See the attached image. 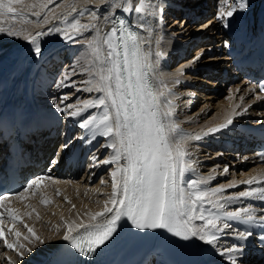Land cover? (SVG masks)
<instances>
[{"label": "snow or ice", "instance_id": "obj_1", "mask_svg": "<svg viewBox=\"0 0 264 264\" xmlns=\"http://www.w3.org/2000/svg\"><path fill=\"white\" fill-rule=\"evenodd\" d=\"M54 4L59 6L57 0H46L41 4L0 0V34L12 38L22 36L37 58L42 55L43 39L49 35H59L65 42L77 43L87 49L84 62L77 61L79 73L73 65L70 72L62 74L56 87L73 88L77 93L91 95L85 99L76 97L75 104L70 102L69 93L53 96L50 107L65 119L75 120L90 137L88 143L97 137L105 138L100 147L110 151L104 159L94 156L93 166L114 167L110 172L111 192L103 201L101 210L85 213L86 219L78 215V222L73 220L64 225L66 231L62 240L67 242L72 252L87 258V264H91V258L115 242L122 220L139 232L163 231L175 240L211 251L221 258L223 264H243L250 241L254 240L264 249L262 180L253 177L209 188L207 185L215 179L213 175L185 179L189 172L196 171L190 162L189 141H200L207 135L229 128L234 117L246 114L251 105L242 111H234L226 123L209 128L203 135L191 136L183 132L175 120L176 109L170 98L173 92L158 72L167 53L162 47L164 36L156 32L154 26L163 29L166 23V0H99L100 7L105 9L102 16L99 9L77 12L75 5H68L70 12L56 13L49 8ZM249 7V0H217L214 19L222 27L230 28L232 22L239 15L246 14ZM22 9L33 10L38 27L42 28L44 24L51 26L34 34L14 24L3 26L6 19L23 18ZM86 12L90 20L81 23L79 17ZM118 12L131 19L127 23L124 19H117ZM52 21H61L63 27L52 24ZM142 33H147V36ZM153 39L155 50L152 48ZM225 46H229L227 42ZM202 56L203 53H199L189 61V66ZM177 71L183 75V69ZM77 75L86 76L79 82L83 87L73 79ZM175 83L179 84L180 80H175ZM257 89L264 93V82L254 84L248 92H256ZM239 91L241 89L237 88L236 92ZM240 99L244 100V97ZM256 99L264 100V96L257 95ZM93 109L95 111L90 112ZM62 147L67 148L68 145ZM256 155L264 161V151ZM52 163H58V160ZM228 171L225 166L224 174ZM45 180H53V177L42 173L14 192H0V240L5 249L17 257L16 260L5 257L0 264H23L26 257L35 251L28 245L51 243L22 221V217L30 216L35 208L32 212L20 213L9 202V197L23 201L27 194L35 195ZM239 183L247 185L246 190L223 195L228 188H235ZM245 200L259 203L245 205ZM238 201L241 206L230 208ZM40 203L47 205L50 201L42 198ZM5 217L9 222L7 231L15 237L13 240L6 238ZM17 223H23L27 235L14 230ZM234 224L245 227L237 228ZM21 239L26 243H21Z\"/></svg>", "mask_w": 264, "mask_h": 264}, {"label": "bare ground", "instance_id": "obj_2", "mask_svg": "<svg viewBox=\"0 0 264 264\" xmlns=\"http://www.w3.org/2000/svg\"><path fill=\"white\" fill-rule=\"evenodd\" d=\"M25 3L41 4L46 3V0H25ZM249 3L248 11L250 15L258 13L259 17L264 16V0H249ZM57 4L59 5L58 7L55 4L49 5V8L56 13L70 12L71 9L68 5H75L77 12L81 9H99L101 16L103 11H105V9L100 7L99 0H57ZM183 5L182 0H166V23L163 29L159 26H154L155 31L161 32L164 36L162 47L167 53L161 62L158 72L173 92V96L170 98L173 100L176 109L175 120L179 123L180 128L184 133L191 136L203 135L207 127L223 121L226 116H232L234 111H242L248 105H251V107L248 108L247 114H261L260 110L262 108L264 110V105L261 104L259 110L254 111L257 109L255 102L261 100L256 99L257 95H259L258 92H248V89L252 87L248 82L239 78L235 79L234 83L229 82L226 85L221 81L216 82V77L221 73V67L225 69L227 75L233 76L231 70L226 68L225 57L219 54L221 50L220 43L224 38V27L214 19V13L217 11V0H208L207 3L200 4L204 7V11H208L207 9L211 8L209 7L210 5L216 6V10L210 9L208 14L193 21L183 14V8L184 10L188 8L187 5ZM35 10L38 11L39 9ZM22 11L24 12L23 18L6 19L3 21V26L8 27L9 24H14L17 28H26L33 34L36 31L46 30L47 27L51 26L44 24L42 28L38 27L36 17L32 15L33 10L22 9ZM51 14L49 12L50 16ZM76 14L72 13V15ZM175 15L177 17L172 18ZM177 18L181 19V22ZM237 18L234 21H237ZM247 18L249 19L248 16H242V20L239 22L244 23ZM79 19L81 23H88L90 17L86 12ZM206 20L211 21V24L207 25V27H202ZM52 24L63 27L61 21H52ZM85 35H88V33ZM142 35L147 36V33H142ZM23 42L25 41L22 36L20 38H12L6 34H0V70L8 65L5 59L10 56L11 51L17 45L20 48ZM192 47L194 52L189 53ZM152 48L155 50L154 39ZM42 49V55L37 58L32 54L29 62L21 66V70L14 77L20 79L21 76H26L23 84L25 99L34 98L40 108L52 114L60 115L50 107L53 96L69 93L70 102L75 104L76 97L85 99L91 95L84 92L77 93L73 88L56 87V82L62 78V74L70 72L73 65H76V70L79 73L77 61L79 60L80 63L84 62L83 58L87 54V49L77 43L65 42L59 35L45 37L42 41ZM74 49H76L75 52ZM201 52L203 53L202 58L189 66V61H192ZM207 53H210V55L207 56ZM14 56L16 55H11V57ZM63 64L65 65L64 68H61L59 73H57L56 71ZM177 69H183V75ZM2 77L5 78L6 75L3 74ZM73 79L77 81L79 87H83L79 82L82 79H86V76L77 75ZM177 79L180 80L179 84L175 83ZM237 88H240L241 91L236 92ZM241 96L244 97V100L240 99ZM212 144L213 141L209 139V135L200 141H189L190 162L196 171L189 172L185 179L213 175L215 179L210 182H216L228 177L227 173L224 176L219 175L225 166L230 169L234 162L230 160L229 162L220 163L222 156L216 155L215 151H211ZM211 154H215L216 157L211 159ZM196 173L200 174L197 176ZM102 176V180L106 181L104 184L101 183L102 180H99L87 188H83V185H67L63 189L64 195L61 192L57 195L58 191H53L49 196L40 197V200L46 198L50 201L47 205L41 203L33 204L32 208H35V212H32L31 208L33 215H30V221L37 227V234L42 239L51 241V243L46 242L41 245L42 248L48 246L47 252L54 250L55 246L63 241L62 237L66 231L65 223L77 220L78 215L86 219L85 213H94L101 210L103 201L108 198L111 192V183L108 182L107 172H104ZM217 176L219 177L216 178ZM23 243L26 242L23 241ZM28 246L34 249L40 248L35 243ZM10 256L12 259L14 258L12 254ZM28 258H31V255L26 257V259ZM4 259L1 257L0 261ZM26 259L23 264H27L25 263Z\"/></svg>", "mask_w": 264, "mask_h": 264}, {"label": "rangeland", "instance_id": "obj_3", "mask_svg": "<svg viewBox=\"0 0 264 264\" xmlns=\"http://www.w3.org/2000/svg\"><path fill=\"white\" fill-rule=\"evenodd\" d=\"M176 15H177V14H176ZM176 15H175V16H172V18L177 17ZM179 18H180V17H179ZM179 18H177V19L179 20V22H181V19H179ZM203 18H206V17H203ZM200 20H201V19H200ZM197 21H199V20H197ZM74 51H75V50H74ZM191 52H194L193 47H192V49L190 50L189 53H191ZM189 53H188V54H189ZM209 55H210V53H207V56H209ZM233 83H234V82H233ZM225 85H226V84H225ZM225 85H224V86H225ZM40 105H41V104H40ZM44 108H45V107H44Z\"/></svg>", "mask_w": 264, "mask_h": 264}]
</instances>
